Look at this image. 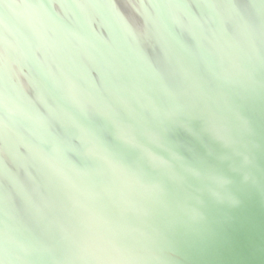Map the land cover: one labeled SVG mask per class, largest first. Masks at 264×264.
Returning <instances> with one entry per match:
<instances>
[{
    "label": "water",
    "instance_id": "95a60500",
    "mask_svg": "<svg viewBox=\"0 0 264 264\" xmlns=\"http://www.w3.org/2000/svg\"><path fill=\"white\" fill-rule=\"evenodd\" d=\"M0 264H264V0H0Z\"/></svg>",
    "mask_w": 264,
    "mask_h": 264
},
{
    "label": "bare ground",
    "instance_id": "6f19581e",
    "mask_svg": "<svg viewBox=\"0 0 264 264\" xmlns=\"http://www.w3.org/2000/svg\"><path fill=\"white\" fill-rule=\"evenodd\" d=\"M1 40V39H0ZM1 42V41H0Z\"/></svg>",
    "mask_w": 264,
    "mask_h": 264
}]
</instances>
